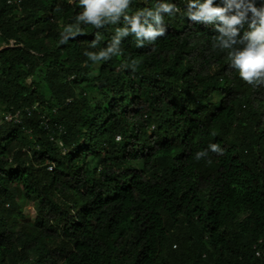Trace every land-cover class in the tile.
<instances>
[{
	"label": "trees",
	"instance_id": "1",
	"mask_svg": "<svg viewBox=\"0 0 264 264\" xmlns=\"http://www.w3.org/2000/svg\"><path fill=\"white\" fill-rule=\"evenodd\" d=\"M161 2L179 9L164 36L94 63L122 18L0 0V119L18 114L0 123V264H264V84L239 78L189 0L127 14Z\"/></svg>",
	"mask_w": 264,
	"mask_h": 264
},
{
	"label": "clouds",
	"instance_id": "2",
	"mask_svg": "<svg viewBox=\"0 0 264 264\" xmlns=\"http://www.w3.org/2000/svg\"><path fill=\"white\" fill-rule=\"evenodd\" d=\"M131 3L132 0H79L83 11L76 17L78 23L100 29L108 24L116 25L123 19V26L116 28L107 47L98 53H84L94 63L121 54V42L129 36L135 38L138 48L144 47L145 43H154L166 34L164 15H175L179 11L173 3L161 2L154 10H140L129 15L127 13ZM187 17L193 22L219 21L215 25L218 35L214 47L227 51L229 66L238 72L241 80L252 86L264 84V0H260L259 5L258 0H223L222 5L216 0H189ZM64 31H71V25L66 26ZM79 32L80 29L71 36L62 33L59 44L68 43ZM99 41L100 35L97 33L91 47H97ZM136 66V61L124 65L133 70ZM209 147L213 153L221 156L224 154L225 150L218 144ZM207 156L206 150L195 153L196 160Z\"/></svg>",
	"mask_w": 264,
	"mask_h": 264
},
{
	"label": "rangeland",
	"instance_id": "3",
	"mask_svg": "<svg viewBox=\"0 0 264 264\" xmlns=\"http://www.w3.org/2000/svg\"><path fill=\"white\" fill-rule=\"evenodd\" d=\"M20 205L23 207L24 209V213H26L27 215H30V216H34L36 214L35 212V208H34V204L32 201H29L25 198H19L18 199Z\"/></svg>",
	"mask_w": 264,
	"mask_h": 264
},
{
	"label": "built area",
	"instance_id": "4",
	"mask_svg": "<svg viewBox=\"0 0 264 264\" xmlns=\"http://www.w3.org/2000/svg\"><path fill=\"white\" fill-rule=\"evenodd\" d=\"M16 1H20V0H16ZM13 119L18 120V114L17 113L13 114L11 112H8V113L4 114L3 118L0 119V123H3L4 121H10V120H13ZM118 138H119V136H118ZM50 168H52V166H50ZM256 254L257 255L261 254L260 249L256 250Z\"/></svg>",
	"mask_w": 264,
	"mask_h": 264
}]
</instances>
